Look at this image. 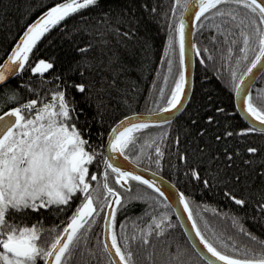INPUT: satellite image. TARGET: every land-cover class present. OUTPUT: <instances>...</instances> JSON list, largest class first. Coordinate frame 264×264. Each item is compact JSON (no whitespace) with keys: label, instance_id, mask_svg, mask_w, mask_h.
Segmentation results:
<instances>
[{"label":"trees","instance_id":"obj_1","mask_svg":"<svg viewBox=\"0 0 264 264\" xmlns=\"http://www.w3.org/2000/svg\"><path fill=\"white\" fill-rule=\"evenodd\" d=\"M189 1L99 0L101 8H89L81 10L78 15H71L37 42L34 48L36 55L30 58L31 63L15 78L0 86V113L15 107L17 102L24 103L29 99H37L38 104L48 102L50 92L64 80L89 84L96 81L91 103L86 102L78 91L72 90L71 95L77 101L76 119L72 123L88 141V150L97 153L89 164V172L97 173V181L91 183L94 187L97 183L101 185L100 199H105L100 174L105 170L103 158L107 134L118 120L130 113L153 112L165 107L166 96L171 94L179 70V47L175 43L169 47V36L174 34L180 14L184 11L182 5ZM56 2L59 0H0V64L27 25ZM108 9L112 11L102 18V13ZM122 9L128 11L125 13ZM234 24L231 20L222 23V18L214 17L211 10L199 18L194 31V91L186 109L170 123L138 129L124 153L139 165L167 177L188 197L201 233L220 250L231 252L233 248H238L241 252L245 249L264 252V211L257 206L258 201L264 203L260 201L264 183L256 178L250 185H245L241 191L247 203L241 206L224 196L222 188L215 183L205 187L202 182L198 183L187 175L196 163H202L210 173H214L224 162L220 161L219 165L213 162L208 167V161L216 151L223 150V145L232 151L239 149L237 160L241 165L244 160L253 161L256 173L264 160V132H239L249 126L235 107L231 73L235 70L238 77L246 70L253 58L255 45L249 48L248 60H244L239 52V48L243 47L241 29ZM125 32L129 35H123ZM233 40L235 43H232ZM85 45L90 47L85 48ZM228 48H232L231 53ZM238 56L241 57L239 63ZM109 57L116 61L113 70L101 72L103 65L98 66L97 62L102 58L107 61ZM40 58L54 61L53 69L44 74L32 73L30 68ZM169 58L173 61L171 71L167 62ZM81 68L84 69L83 75ZM42 76L43 83L40 82ZM101 76H106L102 85L104 91L97 94ZM53 77L59 79L51 84L49 81ZM113 78L116 79L115 86L109 83ZM29 83L38 89V93L25 87ZM9 89H17L16 101L7 99L6 90ZM251 93L257 106L264 107V74ZM215 108L224 111L217 115L205 136L199 133V128L208 125L204 114H212ZM27 112L25 110L26 115ZM222 131H230L234 135L224 137ZM213 132L221 135L220 142L214 140ZM201 146L205 148L203 155L199 152ZM157 147L161 150L160 154L156 152ZM248 147H257L258 152L247 153ZM185 151L188 153L187 161L179 158L180 153ZM225 178L221 176V179ZM108 183L116 187L123 198L117 204L113 226L118 243L125 248L122 234L129 237L136 235L135 240H130L135 264H207L190 246L170 205L155 190L137 181H129L130 189L122 188L115 185L114 174L109 175ZM135 196L142 199H133ZM78 203L79 200H75L64 214H58L55 209L48 211L41 208L39 212L30 213L27 222H39L38 226L45 228L42 237V243H45L51 235L48 230L53 226L56 231L60 230ZM106 207L107 204L103 209L98 207L97 212H105ZM153 215L158 219L166 216L167 220L164 221L163 231L159 235L151 232L149 242L145 244L140 239V231ZM103 220V215H97L87 223L80 234L78 247L72 249L65 264H111L103 247ZM151 227L154 229L155 225ZM38 263L43 264V261Z\"/></svg>","mask_w":264,"mask_h":264},{"label":"snow or ice","instance_id":"obj_2","mask_svg":"<svg viewBox=\"0 0 264 264\" xmlns=\"http://www.w3.org/2000/svg\"><path fill=\"white\" fill-rule=\"evenodd\" d=\"M195 4L194 14L199 19L210 10L214 17L222 18V23L229 20L235 22L234 27L241 29L240 35L243 47L239 48L244 60H248L249 48H253V58L248 62L246 70L239 74L235 70L231 73L233 86L238 94L247 91L244 88L245 77L259 65V71L264 73V0H192ZM99 0H59L53 6L48 7L32 23H29L20 39L7 55L3 64H0V82H4L10 74L23 71L26 65L31 63L30 58L34 52L37 42L49 32L54 26H59L66 18L73 14H79L81 10L89 8H101ZM185 12H188L189 3L182 5ZM112 9L102 13V18L107 17ZM122 9V12H127ZM175 11V5L173 6ZM242 13V14H241ZM121 22L123 18L121 17ZM250 29V31H249ZM119 33V29L115 30ZM134 32L135 29H132ZM229 31H231L229 29ZM127 36L129 33L125 32ZM179 47V70L175 78V85L171 88V94L166 96V109H173L181 103V96L185 90V22L184 13L180 14V19L176 24L174 34L169 36V47L173 44ZM235 43V40L232 41ZM194 46V45H193ZM90 45H85V48ZM83 51V49H80ZM232 52V48H228ZM241 57H237L239 63ZM169 71H171L173 61L168 59ZM116 61L109 57L107 61L103 58L97 65H103L101 72L112 71ZM54 61L47 58H40L34 62L30 68L32 73L44 74L53 69ZM79 68V64H77ZM83 75L84 69H80ZM58 77H53L49 83L54 84ZM106 76H101V87L97 89V94L104 91L103 81ZM167 79V76H165ZM43 83V76L41 77ZM115 86L116 79L110 82ZM97 84L92 81L75 82L64 80L56 84L55 90L50 92L48 102L38 104L37 99H29L24 103H16L15 107H10L6 112L0 113V264H38L42 260L43 264H65L67 256L72 249L78 247L79 237L83 228L90 220H94L97 215H103L106 227L109 229L107 236L111 243L105 242L103 247L111 257V264H135L133 253L130 250V240H135L136 235L129 237L122 234L125 248L118 243L117 233L114 229L116 223V205L122 202V195L116 187L109 186L108 177L114 174V183L122 188H129L128 181H137L153 188L161 197L168 199L165 192L152 179H146L143 175L133 170H126L123 165L114 163L111 156H104L103 196L100 199L101 185L97 183L94 187L90 181H97V173L89 172V164L96 158L95 151H89L88 141L82 136L81 130L72 123L77 111V101L71 95L72 90L78 91L86 102L91 103L93 97V86ZM30 91L37 92L38 89L26 84ZM161 92L163 90L161 89ZM8 100L16 101L17 89L6 90ZM241 109L245 111L253 121L259 122V130L264 132V107L257 106L252 98V93L247 92L241 97ZM25 110H28L27 115ZM222 108H215L212 114H204L207 126L199 128V133L208 135V128L216 121ZM148 118L140 114L133 113L131 119L123 118V123L115 127L109 133L107 148L112 153L123 154L133 139V133L138 129L146 128L152 121V115ZM136 121V122H133ZM119 123V122H118ZM257 125L252 124L249 128H241L240 133L254 132ZM224 137L234 135L230 131H222ZM221 135L212 136L215 141H221ZM222 151L208 161V167L215 162L219 165L214 173H210L202 163H196L189 169L187 175L205 187L215 183L222 188L223 195L230 198L237 205H245L246 199L243 197L241 189L245 185H250L256 178L264 183V160L260 162V170L255 172L254 162L244 160L243 164L237 160L240 150H229L227 145L222 146ZM160 148H156L160 154ZM205 148L201 146L199 152L203 155ZM247 153L255 154L257 147H248ZM181 160H188V153H180ZM159 163V160L156 161ZM110 170V171H109ZM221 176L226 177L221 179ZM239 193V195H238ZM179 202L188 213V219L192 221V228L196 231L204 248L211 254L208 264H264V252H253L245 249L243 252L238 248H233L231 252L220 250L214 243L206 238L197 226L193 217L188 197L183 192H179ZM111 197V199H107ZM133 199H142L140 196ZM79 200L71 215L67 217L66 223L60 230L56 231L55 226L48 231L51 233L47 242L42 243L45 228L38 226L39 222L29 224L28 217L32 212H39L41 208L48 211L56 210L58 214H64L71 208L75 200ZM260 201H264V190L260 195ZM108 205L107 212H97V208L103 209ZM257 206L264 211V203L257 202ZM166 216L157 218L152 216L148 225L141 229L140 239L143 243L149 242V235L155 231L159 235L163 231ZM110 221V223H109ZM234 223L236 220L234 219ZM155 225L153 229L151 226ZM255 240V237H252ZM114 250V252H113ZM215 258V259H213Z\"/></svg>","mask_w":264,"mask_h":264},{"label":"water","instance_id":"obj_3","mask_svg":"<svg viewBox=\"0 0 264 264\" xmlns=\"http://www.w3.org/2000/svg\"><path fill=\"white\" fill-rule=\"evenodd\" d=\"M188 3H189L190 10L188 12H185V10L183 11L184 22H185V57H184L185 90L181 96V103H179L173 109H166V107H164L160 110L153 111V112H134L136 114H140L144 116L146 120L148 118L147 114H151L153 122H149L148 125L167 124L175 120L186 109L192 97L193 91H194V75H195V66H196V54H195L196 49H195V42H194V31H195L196 23L199 19H197L194 14V9H195L194 2L190 0ZM6 58L4 59V61L6 60ZM3 62L1 64H3ZM258 69H259V65H257V68L253 70V73L249 74V77H245L244 88L247 91L241 92L240 94H238L236 90L234 91V101H235V107L237 109V112L239 113L242 120L246 123V125L251 127L252 124L255 123L257 125V131H260L259 122L253 121L252 118L245 111H242L241 109V103H242L241 97L243 95H246L247 92H251L256 82L264 74L260 72ZM18 73L19 72H16L15 74H10L9 76H7L4 82H0V86L12 80L13 78H15V76ZM132 114L133 113H130L126 116L131 119ZM124 117L118 120L111 127V129L109 130L107 134L106 142H105V156H111V159L114 163L118 165H123L126 170L136 171L140 175H143L146 179H152L157 182L158 186L161 187V189L165 192V196L168 197V199H165L164 197L163 199L167 201V203L170 205L171 209L173 210L174 215L176 219L178 220L179 225L181 226V229L186 239L188 240L190 246L193 248L196 254L204 262L208 264V259L211 257V254L207 252V249L204 248L199 237L196 236V231L195 229L192 228V221L188 219V213L184 211L183 205L179 202L178 193L181 192L180 189L171 180H169L167 177H165L161 173H158L152 169L139 165L138 163L132 161L125 153L123 154L112 153L107 148V143L109 141V133L112 132L115 127H119V125L123 123ZM133 122H136V121H133ZM128 184H129V181H128ZM107 210H108V205L106 207L105 212H107ZM108 231L109 229L106 227V222L105 220H103V243L107 242L110 244L111 243L110 237L107 236ZM109 258L111 260L110 256ZM218 264H223V262H218Z\"/></svg>","mask_w":264,"mask_h":264},{"label":"rangeland","instance_id":"obj_4","mask_svg":"<svg viewBox=\"0 0 264 264\" xmlns=\"http://www.w3.org/2000/svg\"><path fill=\"white\" fill-rule=\"evenodd\" d=\"M179 9H181V8L179 7ZM178 15H179V13H178ZM178 15H177V16H178ZM195 52H196V51H195ZM195 54H196V53H195ZM90 182H91V181H90ZM38 262H39V260H38ZM38 264H39V263H38Z\"/></svg>","mask_w":264,"mask_h":264}]
</instances>
